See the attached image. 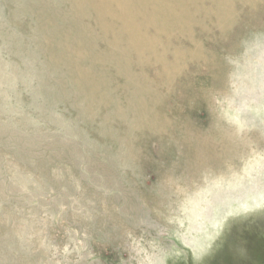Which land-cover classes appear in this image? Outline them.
I'll return each mask as SVG.
<instances>
[{
	"label": "rangeland",
	"instance_id": "1",
	"mask_svg": "<svg viewBox=\"0 0 264 264\" xmlns=\"http://www.w3.org/2000/svg\"><path fill=\"white\" fill-rule=\"evenodd\" d=\"M152 1L187 23V32L164 18L146 24V3L136 16L141 33L158 38L156 53L178 71L164 81L145 53L139 59L130 50L127 61L134 77L155 83L164 97L169 112H154L169 122L171 136L129 134L117 123L112 138L99 131L108 110L86 121L83 107L62 96V74L46 69L27 11L36 1L0 0V264H264L260 0L229 3L235 15L221 31L217 0ZM48 2L54 14L68 8ZM93 16L87 13L91 28ZM110 27L120 29L118 22ZM109 33H102L106 42ZM192 42L205 60L174 64L173 50L192 51ZM95 47L106 50L102 42ZM108 78L124 82L117 71ZM218 127L234 137L231 162L222 161L231 176L210 164L193 172L187 163L190 173L182 174V130L211 141ZM126 133L137 159L128 157Z\"/></svg>",
	"mask_w": 264,
	"mask_h": 264
},
{
	"label": "bare ground",
	"instance_id": "2",
	"mask_svg": "<svg viewBox=\"0 0 264 264\" xmlns=\"http://www.w3.org/2000/svg\"><path fill=\"white\" fill-rule=\"evenodd\" d=\"M35 1L36 5L27 7V11L38 28L39 48L42 57L47 61L46 69L52 73L62 74L65 80L64 83H59L62 96H67L69 100L76 103V108L83 107L82 115L86 121L94 123L95 119L99 118L97 117L99 108L104 111L108 110L109 116L107 115L108 118L99 130L102 135L105 134L107 137L115 138L118 135H115L112 130L113 125L117 123H120L121 127L125 129L128 128L129 134L145 132L156 135L153 137H158L163 133L171 136L167 132L170 130L169 122L163 115L160 116L154 112L158 108L163 113L169 112L164 97L157 91V88H153L155 83L152 87L151 85L146 86L141 77H134L129 70L127 58L130 50L139 59L140 56L147 55L150 60L160 65L164 81L171 74L174 76L179 66H169L164 58L156 53L154 47L158 43V38H148L145 34L143 35L136 23V16L142 14L143 11L141 12L140 9L142 4L146 3L145 7L147 6L152 14L145 16L146 24L148 21L150 22V19L162 18V21L166 19L164 22L167 26L169 25V28L177 30L180 28L181 31L182 29L186 31V21L181 23L179 17L172 14L173 12H169L168 9L171 8L157 5L152 0H63L68 8L65 6L66 10L58 11L57 14H54V7L48 2L49 0ZM232 1L248 3L250 0H217L215 18L217 29L220 31L234 18L235 11L228 5ZM260 3L262 5L260 16L264 18V0H260ZM90 11L93 12V22L96 23L92 28L89 25L90 17H87V13ZM169 20H173V22ZM54 22H56L57 29L55 31L58 34H54ZM115 22L119 23L120 29L116 32L120 33L115 34L116 32L113 31L109 33L110 25ZM106 32L111 36L108 42L104 41L105 38L102 39V33ZM124 35V42L119 43L120 36ZM98 42L106 45V50L101 53H95V46ZM192 45L194 47L192 51L183 48L173 50L171 53L173 63L180 62L185 58L189 61H201L202 51L197 48L196 43L192 42ZM162 50L165 51V48L162 47ZM110 71H117L118 76L124 80L122 85H118L108 78ZM219 73L220 70H218ZM47 79L48 76L44 77L42 85L46 84ZM48 93L50 98L54 97L53 93ZM78 110L80 111V109ZM109 119L110 122H108ZM178 121L182 120L178 119ZM182 134L184 136L183 143L178 153L182 174L190 173L189 170L183 169L187 163L194 165L193 172L196 167L201 171L203 167L210 164L217 171H222L226 177L231 176L230 170L224 168L222 161L232 158L230 154L234 141L232 134L224 132L219 127L212 134L213 140L211 141L203 135L197 137L186 129L182 130ZM131 136L126 133V138L122 142L129 152L128 157L134 155L133 158L137 159L138 155L131 146ZM102 173L107 174L106 172ZM108 179L106 175L107 184L110 183Z\"/></svg>",
	"mask_w": 264,
	"mask_h": 264
}]
</instances>
